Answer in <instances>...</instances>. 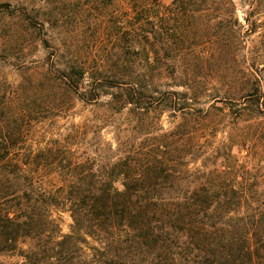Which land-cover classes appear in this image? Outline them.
I'll return each instance as SVG.
<instances>
[{"label":"trees","instance_id":"obj_1","mask_svg":"<svg viewBox=\"0 0 264 264\" xmlns=\"http://www.w3.org/2000/svg\"><path fill=\"white\" fill-rule=\"evenodd\" d=\"M75 1L0 0V264H264V172L203 152L264 117V0ZM78 103L97 120L61 125Z\"/></svg>","mask_w":264,"mask_h":264},{"label":"rangeland","instance_id":"obj_2","mask_svg":"<svg viewBox=\"0 0 264 264\" xmlns=\"http://www.w3.org/2000/svg\"><path fill=\"white\" fill-rule=\"evenodd\" d=\"M79 0L75 1L72 6L77 9ZM173 0H164V4L166 6H169L172 3ZM236 3V9L237 14L240 18V21L242 24H244V18H246V14L249 12H252L254 8H251L247 4L241 3L240 0H234ZM84 4V9L89 10V0H82L81 1ZM68 9L63 11V8L60 10V12L66 13ZM71 27L69 29L71 32L70 35H74L78 32L77 29V23H78V17L75 16L73 12H71ZM258 19L261 21V23L264 25V13H262L261 17H258ZM80 21H84L86 24H89V11L79 19ZM15 21L13 19H10L7 15L0 14V33L5 32L12 23ZM86 35L89 36V30H84ZM61 32H63L61 30ZM64 39V37H63ZM247 46L250 48V50H259L260 53L264 57V26L260 32H258L255 35H252L248 37V44ZM3 49H4V40L3 37L0 35V57L3 55ZM20 55V54H18ZM15 55V56H18ZM30 58L35 59H41L44 57L43 51H33L29 54ZM240 69V68H239ZM260 76L262 77V81L264 84V69L263 72H260ZM4 77L11 81H19L20 78L18 76V72L16 69H14L12 66H10L9 63L7 64H0V78ZM221 88V86H217V89ZM219 107H223L222 104H217ZM100 112L98 110H95L94 108H91L89 106H86L83 103H78L76 109L70 113V116L67 120L61 121V125L69 126L70 124H80L83 122H89L92 123L97 120V117L99 116ZM220 128L222 126H225L224 129L218 132L217 135H208L206 137L205 147L203 152H211V150L217 149L221 154L225 153L227 149H230V147L234 148V153L236 157L234 159H227L223 157L219 158H210L209 156H206V164L209 168H212L211 163H214L217 161L219 165H243L247 164V167L250 170L249 176L247 178H252L255 174H258L259 171L260 174L263 175L264 172V117L260 119H249L248 117H233L224 119L223 122L219 120ZM164 124L166 128L171 127V124H169V120L167 117L164 118ZM230 125V128L227 127ZM111 129H107L104 132V135L108 138L111 137ZM242 152V153H240ZM203 154V153H202ZM248 156L247 158H244ZM211 161V162H210ZM258 174L257 176H260ZM241 179V178H240ZM262 196H264V187L260 188L258 191ZM252 194L256 195V191H251ZM58 218V222L60 224V229L63 234H69L71 230V226L73 224L72 218L70 217L69 213H59L56 215Z\"/></svg>","mask_w":264,"mask_h":264}]
</instances>
